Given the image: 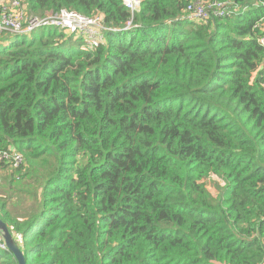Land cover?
I'll list each match as a JSON object with an SVG mask.
<instances>
[{"label":"trees","instance_id":"16d2710c","mask_svg":"<svg viewBox=\"0 0 264 264\" xmlns=\"http://www.w3.org/2000/svg\"><path fill=\"white\" fill-rule=\"evenodd\" d=\"M139 1H24L103 17L94 51L0 32V219L26 264H264V0Z\"/></svg>","mask_w":264,"mask_h":264},{"label":"built area","instance_id":"2783aa9c","mask_svg":"<svg viewBox=\"0 0 264 264\" xmlns=\"http://www.w3.org/2000/svg\"><path fill=\"white\" fill-rule=\"evenodd\" d=\"M25 0H0V32H9L17 36H28L36 32L38 29H57L65 35L69 33L73 38L82 42V49L86 51H94L106 43V37L110 32H116L118 29L108 26L101 16L87 17L74 11L61 10L58 13L50 14L48 17H36L29 14L24 8ZM124 6L131 11L133 15L139 12V0H123ZM217 7H221L217 5ZM194 8H189L192 10ZM221 12L222 16L232 14L235 10H227ZM26 12L30 15V20L24 21ZM191 19L200 20L207 18V14L202 8H197L196 13L189 16ZM136 27L133 20L129 21L122 29L130 30ZM259 29L264 31V19L259 24ZM260 45L264 48V35L259 38ZM14 158L5 153H0L2 158L12 159L14 167L18 168L23 158L14 154ZM0 251H8L7 246L2 237H0Z\"/></svg>","mask_w":264,"mask_h":264},{"label":"water","instance_id":"95a60500","mask_svg":"<svg viewBox=\"0 0 264 264\" xmlns=\"http://www.w3.org/2000/svg\"><path fill=\"white\" fill-rule=\"evenodd\" d=\"M0 237L3 238L8 251H10L18 261V264H26L23 251L20 249L14 235L9 231L5 222L0 219Z\"/></svg>","mask_w":264,"mask_h":264},{"label":"rangeland","instance_id":"374dc122","mask_svg":"<svg viewBox=\"0 0 264 264\" xmlns=\"http://www.w3.org/2000/svg\"><path fill=\"white\" fill-rule=\"evenodd\" d=\"M28 20H30V15L26 12V15H25V17H24V21H28ZM42 31H44V29L43 28H41V29H38L36 32H34V33H31L30 35H29V37L28 38H30L31 36H33L34 34H36V33H41ZM67 36H71L69 33H67L66 34ZM10 38L11 39H18V38H22L21 36H17V35H15V34H11L10 35ZM73 40H77V37H75V38H73ZM70 45H72V46H75L76 44L74 43V42H71V44ZM11 174V171L10 170H6L5 168H3L2 167V163H1V161H0V194H2V195H5L6 194V192H5V190H6V188L9 186V185H12V183H11V180H12V178L11 177H9V175ZM5 177H7V178H5ZM16 178H15V181H14V183L16 182ZM213 180H216V179H213ZM28 181V180H27ZM217 181V180H216ZM4 186H6V188L4 187ZM210 187V186H209ZM29 205H31V202H25V207H28Z\"/></svg>","mask_w":264,"mask_h":264}]
</instances>
